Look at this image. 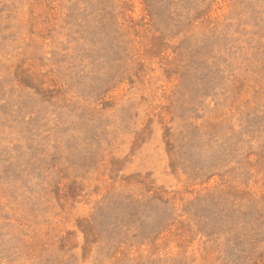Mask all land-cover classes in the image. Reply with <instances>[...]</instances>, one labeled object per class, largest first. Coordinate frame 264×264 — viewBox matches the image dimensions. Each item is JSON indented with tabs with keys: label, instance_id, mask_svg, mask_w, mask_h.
<instances>
[{
	"label": "rangeland",
	"instance_id": "1",
	"mask_svg": "<svg viewBox=\"0 0 264 264\" xmlns=\"http://www.w3.org/2000/svg\"><path fill=\"white\" fill-rule=\"evenodd\" d=\"M0 264H264V0H0Z\"/></svg>",
	"mask_w": 264,
	"mask_h": 264
}]
</instances>
